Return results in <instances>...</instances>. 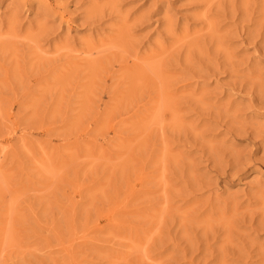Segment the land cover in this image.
<instances>
[{
  "label": "rangeland",
  "instance_id": "rangeland-1",
  "mask_svg": "<svg viewBox=\"0 0 264 264\" xmlns=\"http://www.w3.org/2000/svg\"><path fill=\"white\" fill-rule=\"evenodd\" d=\"M0 264H264V0H0Z\"/></svg>",
  "mask_w": 264,
  "mask_h": 264
}]
</instances>
